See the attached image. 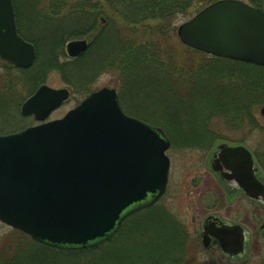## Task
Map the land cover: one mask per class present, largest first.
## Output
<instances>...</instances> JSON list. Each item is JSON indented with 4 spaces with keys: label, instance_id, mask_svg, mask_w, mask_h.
<instances>
[{
    "label": "water",
    "instance_id": "obj_1",
    "mask_svg": "<svg viewBox=\"0 0 264 264\" xmlns=\"http://www.w3.org/2000/svg\"><path fill=\"white\" fill-rule=\"evenodd\" d=\"M177 35L195 51L264 67V13L244 2L218 1L182 24ZM87 49L85 40L72 41L66 54L75 59ZM0 59L23 70L36 60L34 46L18 35L12 0H0ZM68 99L67 90L42 85L21 107L23 117L41 124L0 136V223L39 244L77 251L105 243L125 219L163 197L170 142L161 129L126 115L109 88L62 119L45 122ZM259 113L264 118V107ZM209 169L231 197L241 192L264 207L260 170L246 147L217 145ZM211 222L221 252L247 259L249 234L216 217L205 220L204 247ZM259 229L264 232V222Z\"/></svg>",
    "mask_w": 264,
    "mask_h": 264
},
{
    "label": "trees",
    "instance_id": "obj_2",
    "mask_svg": "<svg viewBox=\"0 0 264 264\" xmlns=\"http://www.w3.org/2000/svg\"><path fill=\"white\" fill-rule=\"evenodd\" d=\"M50 1L43 13L34 6L36 22L51 25L48 56L37 73L31 75L34 68L19 70L0 60L4 65L0 77L6 81L5 85L0 82L2 115L15 102L14 89L19 82L32 89L46 74L56 71L72 86L89 81L102 70L115 69L126 77V95H130L129 78L137 85L140 107L134 108L140 111L146 106L143 110L153 121L150 124L164 131L172 148L206 154L215 143L227 141L221 136L222 126L240 131L244 138L237 144L241 145H248L251 135L258 132L261 142L252 152L264 172V119L255 116L264 105V68L209 57L189 48L185 49L199 59H182L162 44L171 35L177 16L190 11L197 14L218 0ZM248 2L263 10L264 0ZM16 21L20 32L17 15ZM153 23L158 25L153 27ZM73 39H86L89 48L70 60L63 45ZM62 56L63 63L59 61ZM14 233L16 248L22 247L25 237L43 249L33 254V264H171L196 259L201 246L196 236L191 241L186 228L159 205L128 218L115 236L94 248L58 251L19 231ZM5 260L0 258V264Z\"/></svg>",
    "mask_w": 264,
    "mask_h": 264
},
{
    "label": "rangeland",
    "instance_id": "obj_3",
    "mask_svg": "<svg viewBox=\"0 0 264 264\" xmlns=\"http://www.w3.org/2000/svg\"><path fill=\"white\" fill-rule=\"evenodd\" d=\"M237 1H242L251 5L248 0ZM13 2L16 5L14 6V10L19 24V35L25 41L39 47V52L41 54L39 58L37 55L38 49L34 45L36 49V60L30 68H34L31 73L32 75L37 73L36 71L42 64V61H46L47 59V49L49 44L47 41L50 36L49 33H51L50 24L40 25V22H36V8L34 6H37V10L43 13L49 9L48 7L51 1L13 0ZM194 16L195 14L193 11H190L185 15L177 16L173 22L171 35L165 41L166 45L162 43L164 47H167L169 52L176 54L182 59H199L196 55H192L185 49L187 47L181 44L177 35L179 27L192 19ZM152 25L154 27L158 24L153 23ZM72 41H77V39L69 40L64 43L63 51L65 55L66 45ZM59 61L63 63L65 58L62 56L59 58ZM3 66V63L0 62L1 76H4ZM43 80V82L32 89L27 85L23 86L21 82H19V84L15 87V102L12 106H9L3 115L0 112V136L19 133L26 128L34 127L39 124L32 116L23 117L21 115V107L24 102L29 99L42 85L54 90H67L69 92V99L49 116L47 119L48 121L63 118L69 111L79 106L90 94L103 88H109L117 92L121 107L126 115L155 127L150 124L153 121L147 117L145 111L143 110L146 109V106H142L143 108H140V111L139 109L137 110L134 108V106L140 107V104H137V101L139 102L140 100L139 97L137 98L138 95L136 94L137 85H132V80L130 78L127 80L129 83V88L127 87V90H129L130 95L125 94L126 88L125 92H123V84L126 81V77L121 74V71L115 69H105V71L102 70L96 75L93 74V76L88 79L89 81L84 83L78 80L79 83H72V86L66 84V82L63 81L61 74L56 71L46 74ZM0 82L5 85L6 81L4 78L0 77ZM23 82L25 83V81ZM263 107L264 105L258 108L255 112V116L259 120H263L259 113L260 109ZM148 120L149 122H147ZM261 123L263 124V122ZM221 130H223L221 131V136L227 141H219L215 143L211 150L206 154L197 151L178 149L177 147L171 148L167 152V157L170 160L168 184L166 193L158 205L162 209L171 213L178 220V222L186 228L190 234L191 241L194 236H196L195 238L199 240L198 235L201 230L202 222L208 215H216L227 222L243 225V227L246 228L250 234L248 260L264 261V234L259 232V226L264 221V211L261 208L252 205L242 196H239L234 201L229 202L223 187L218 183L216 176L208 168L210 154L216 145L221 143L234 145L237 144L242 137L244 138V135L240 131L228 130L224 126H222ZM250 138L251 140L248 142V145L244 146L249 150L251 148L250 151L252 152V149L256 148L261 142V138L258 132L251 135ZM261 172L262 182L264 183V172ZM15 236L16 234L14 233V230L0 223V255L3 256L0 258L1 260L6 259L3 264H33L31 259L34 256L33 254H39L43 251V249L30 244L31 242L28 241L29 239L25 237H22L25 244L23 243V245H21L22 247L16 248L17 246L14 242ZM199 244L201 245L200 240ZM191 254H195L194 250H191ZM220 260H225V258L221 255L218 247L213 246L206 250L203 246H200L198 257L187 261Z\"/></svg>",
    "mask_w": 264,
    "mask_h": 264
},
{
    "label": "flooded vegetation",
    "instance_id": "obj_4",
    "mask_svg": "<svg viewBox=\"0 0 264 264\" xmlns=\"http://www.w3.org/2000/svg\"><path fill=\"white\" fill-rule=\"evenodd\" d=\"M261 180V179H260ZM261 182H262V180H261ZM263 183V182H262ZM264 184V183H263ZM239 196H242V197H244V198H246L244 195H243V193H241V192H239V193H237V194H235L233 197H231L230 195H228L227 197H228V201L229 202H232V201H234L237 197H239ZM247 199V198H246ZM252 205H255V206H257L258 208H261L263 211H264V207H262L261 205H259V204H257V203H255V202H253V201H250L249 199H247ZM216 217V218H219L220 220H221V222H223V223H227V224H229V225H231V226H233V225H241V224H238V223H228V222H226L225 220H222V218H220V217H218V216H216V215H208V216H206L205 217V219L203 220V222H202V226H201V230H200V232H199V240L201 241V243H202V239L200 238V235H201V233L203 232V225H204V223H205V220L208 218V217ZM214 225H215V223L214 222H211V223H209V225L207 226V235H209V238H210V244H209V247H208V249H210L211 247H213V246H216V247H218V249H219V251H220V253H221V255L225 258V260H220V261H178V262H173V263H171V264H264V261H259V260H257V261H251V260H248V259H240V258H236V259H233V260H231V259H228L226 256H224V254H222V252H221V249H220V246H219V243H218V241H217V239L214 237V235L216 234V231H215V228H214ZM241 226H243V225H241ZM248 234V233H247ZM262 234H264V233H262ZM249 242H250V234H249V240H248V242H247V244H246V253H247V255H248V245H249ZM249 257V256H248Z\"/></svg>",
    "mask_w": 264,
    "mask_h": 264
}]
</instances>
